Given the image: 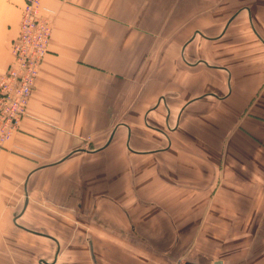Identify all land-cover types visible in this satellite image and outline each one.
Here are the masks:
<instances>
[{"label": "crops", "instance_id": "0c3cea01", "mask_svg": "<svg viewBox=\"0 0 264 264\" xmlns=\"http://www.w3.org/2000/svg\"><path fill=\"white\" fill-rule=\"evenodd\" d=\"M42 4L0 264H264V0ZM23 7L0 0V72Z\"/></svg>", "mask_w": 264, "mask_h": 264}, {"label": "built area", "instance_id": "2783aa9c", "mask_svg": "<svg viewBox=\"0 0 264 264\" xmlns=\"http://www.w3.org/2000/svg\"><path fill=\"white\" fill-rule=\"evenodd\" d=\"M52 23L42 0H24L13 61L0 72V141L10 139L26 113L40 66L49 50ZM171 264H181L175 261Z\"/></svg>", "mask_w": 264, "mask_h": 264}, {"label": "water", "instance_id": "95a60500", "mask_svg": "<svg viewBox=\"0 0 264 264\" xmlns=\"http://www.w3.org/2000/svg\"><path fill=\"white\" fill-rule=\"evenodd\" d=\"M176 261V260H175ZM174 261V262H175ZM179 262L181 264H195V263H192L191 261H189L188 259H180ZM173 263V262H172Z\"/></svg>", "mask_w": 264, "mask_h": 264}]
</instances>
